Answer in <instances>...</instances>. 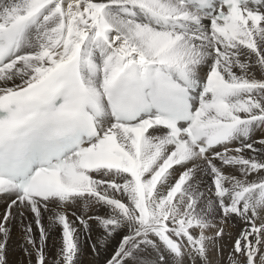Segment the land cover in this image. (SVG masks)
<instances>
[{"label": "snow or ice", "instance_id": "1", "mask_svg": "<svg viewBox=\"0 0 264 264\" xmlns=\"http://www.w3.org/2000/svg\"><path fill=\"white\" fill-rule=\"evenodd\" d=\"M0 196V264H264V0H0Z\"/></svg>", "mask_w": 264, "mask_h": 264}, {"label": "bare ground", "instance_id": "2", "mask_svg": "<svg viewBox=\"0 0 264 264\" xmlns=\"http://www.w3.org/2000/svg\"><path fill=\"white\" fill-rule=\"evenodd\" d=\"M256 135L259 136L261 135V133L257 132ZM7 202H8L7 197L0 196V213L4 211V207ZM43 223L47 225L48 221L46 217L44 218ZM33 228L35 230V225H33ZM230 231L233 233V237H234L235 233L238 231V226L231 228ZM36 234L38 236V232ZM58 236H59V232L57 231L55 234H53L49 238L47 251L50 254L55 251L53 243L54 241L57 240ZM20 244H21L20 230H19V226L16 225L13 227L12 236L8 242L9 264H26V257L21 249ZM83 259H84V264H92V257L90 255L85 256Z\"/></svg>", "mask_w": 264, "mask_h": 264}]
</instances>
